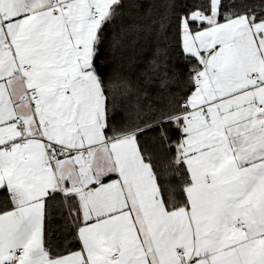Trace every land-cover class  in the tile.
<instances>
[{"label": "snow or ice", "instance_id": "obj_1", "mask_svg": "<svg viewBox=\"0 0 264 264\" xmlns=\"http://www.w3.org/2000/svg\"><path fill=\"white\" fill-rule=\"evenodd\" d=\"M0 264H264V0H0Z\"/></svg>", "mask_w": 264, "mask_h": 264}]
</instances>
